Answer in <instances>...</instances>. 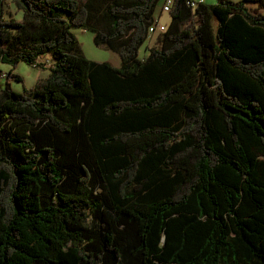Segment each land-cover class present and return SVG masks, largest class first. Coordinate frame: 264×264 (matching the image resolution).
Listing matches in <instances>:
<instances>
[{"label": "trees", "instance_id": "16d2710c", "mask_svg": "<svg viewBox=\"0 0 264 264\" xmlns=\"http://www.w3.org/2000/svg\"><path fill=\"white\" fill-rule=\"evenodd\" d=\"M159 1L0 15V62H52L0 93V264H264V0H176L140 58Z\"/></svg>", "mask_w": 264, "mask_h": 264}, {"label": "rangeland", "instance_id": "374dc122", "mask_svg": "<svg viewBox=\"0 0 264 264\" xmlns=\"http://www.w3.org/2000/svg\"><path fill=\"white\" fill-rule=\"evenodd\" d=\"M13 1L5 2L4 0H0L5 10L9 7L11 3H13ZM204 1L205 3L212 4L215 3L217 0H204ZM233 1H238V0H233ZM169 21H170L169 14L164 13L161 17V22L168 23ZM72 31L78 37L81 48L88 59L100 61V62H105V61L110 62L116 66L121 65L122 61L118 53L106 49L102 46H97L95 44L94 31L89 29H84L79 26H73ZM155 34L149 37V39L141 47L139 52L140 58H143V56L149 52L148 49L151 48L150 46L153 47L155 46V44H157L154 41L156 37ZM159 34L162 35L161 33ZM150 41H152L151 44ZM41 62L44 63L43 67H38V66L35 67L26 62H20L16 68H12L11 65L0 62V93L2 94V90L5 87V83H6L5 75L10 70H13L17 74H20L23 78L22 81L10 80L11 87L19 92L25 91V88L33 87L39 79L46 78L51 72L50 67L52 62L50 59V55L42 57Z\"/></svg>", "mask_w": 264, "mask_h": 264}, {"label": "built area", "instance_id": "2783aa9c", "mask_svg": "<svg viewBox=\"0 0 264 264\" xmlns=\"http://www.w3.org/2000/svg\"><path fill=\"white\" fill-rule=\"evenodd\" d=\"M5 2H11L12 0H4ZM186 5L191 7L192 9H195L198 7L201 3H203V0H184ZM176 0H160L158 3V6L156 8V11L153 15L152 23L149 27V37L154 35L155 33H162L166 30L167 24L164 22H161V17L164 13H169L172 7L174 6Z\"/></svg>", "mask_w": 264, "mask_h": 264}, {"label": "crops", "instance_id": "0c3cea01", "mask_svg": "<svg viewBox=\"0 0 264 264\" xmlns=\"http://www.w3.org/2000/svg\"><path fill=\"white\" fill-rule=\"evenodd\" d=\"M204 1V0H203ZM205 2V1H204ZM3 15V18H6V19H8V18H10L11 16L12 17H15L16 19H20L21 17H22V11H20V10H18L17 8H16V5H15V3H14V1H13V3H11L10 5H9V7L5 10L4 9V7H3V5L1 4V2H0V15ZM156 35V37H155V39H154V41H155V43H158V41H159V36H160V34L159 33H157V34H155ZM158 36V37H157ZM157 40V41H156ZM153 41V42H154ZM151 42L152 41H150V44H151ZM158 44H155V46H157ZM150 47H152V46H150ZM149 51V50H148ZM149 54V52L147 53V54H145L144 56H143V58L145 57V56H147Z\"/></svg>", "mask_w": 264, "mask_h": 264}]
</instances>
